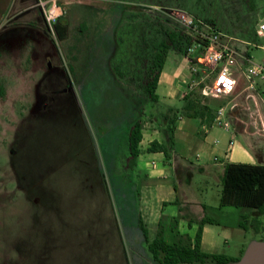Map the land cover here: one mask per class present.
Wrapping results in <instances>:
<instances>
[{
	"label": "rangeland",
	"instance_id": "obj_1",
	"mask_svg": "<svg viewBox=\"0 0 264 264\" xmlns=\"http://www.w3.org/2000/svg\"><path fill=\"white\" fill-rule=\"evenodd\" d=\"M40 1L14 0L0 39V264H158L143 231L151 240L157 218L140 198L153 186L137 160L128 166L129 129L155 121L165 137L166 120L225 100L203 95L214 75L201 70L183 106L156 104L144 90L154 56L173 32L169 51L186 58L194 41L178 21L184 12L248 42L262 61L264 0H56L64 12L52 27ZM192 180L210 217L241 222L232 256L264 241V213L237 208L225 219L214 207L217 180Z\"/></svg>",
	"mask_w": 264,
	"mask_h": 264
},
{
	"label": "crops",
	"instance_id": "obj_2",
	"mask_svg": "<svg viewBox=\"0 0 264 264\" xmlns=\"http://www.w3.org/2000/svg\"><path fill=\"white\" fill-rule=\"evenodd\" d=\"M13 1L0 0V39L6 31L5 22ZM258 35H262L259 30ZM232 39L230 38V44L242 52L248 61L253 62L248 42L238 38L231 41ZM255 47L264 52V44ZM248 61L236 66L235 91L217 97L225 100V104L215 105L203 117L177 114L164 123L165 137L158 133L155 121L151 122L149 128L146 122L140 121L142 140L136 167L145 176L146 183L153 186L149 201L142 193L140 198L153 205L149 212L155 213L157 218V234L168 243H185L188 239L193 242L200 227V246L203 252L235 258L228 252L231 248L229 238L232 231L241 226V222L238 220L232 225L227 220L210 217L208 210L213 206L207 204L206 198L200 199L203 193L201 183L195 184L193 189L192 178L196 173L201 182L217 180V201L214 207L217 206L225 219L232 213L236 215L237 211L233 210L237 208H249L220 203L222 176L227 164L264 165V86L259 79H255L254 89L246 88L247 78L242 69L249 64ZM189 76L185 57L177 53L172 55L169 51L159 74L155 90L158 100L155 103L174 111L183 106L189 88H192V85H185ZM219 107H224L221 119L230 121L228 129L213 124ZM169 121L170 124L167 123ZM153 141L164 145L167 154L149 152L147 148ZM169 172L171 179L166 175ZM181 187H184L182 193ZM249 209H252L253 215H262L253 208ZM207 219L213 222L209 223ZM261 226L264 227V224ZM253 243L255 242L251 244Z\"/></svg>",
	"mask_w": 264,
	"mask_h": 264
},
{
	"label": "trees",
	"instance_id": "obj_3",
	"mask_svg": "<svg viewBox=\"0 0 264 264\" xmlns=\"http://www.w3.org/2000/svg\"><path fill=\"white\" fill-rule=\"evenodd\" d=\"M252 7V3L250 4ZM58 37L64 38L65 29L63 26L56 25ZM170 43L161 42V51L154 56L152 67L150 68L144 86L149 99L157 101L158 96L155 93L159 74L166 59L168 51L175 43L176 36L173 32L168 33ZM189 109V106H186ZM212 110L205 106L199 112L188 113V116L203 117L206 112ZM171 122V121H170ZM142 140V123L136 121L131 125L128 133V166H134L140 154L139 144ZM172 141V136H171ZM149 152H163L167 154L164 145L155 141L151 142L147 148ZM221 204H233L237 207H249L264 213V165L250 164H227L222 176V190L220 197ZM141 221V220H140ZM212 223L213 220L207 219ZM144 226H141L143 229ZM255 230L259 229L258 224H254ZM144 236L147 241V248L154 261L158 264H205L211 260L214 264H228L238 259L223 254H209L201 250L200 246V227L193 242L190 239L187 242H166L160 234H156L149 240L147 230H144Z\"/></svg>",
	"mask_w": 264,
	"mask_h": 264
},
{
	"label": "built area",
	"instance_id": "obj_4",
	"mask_svg": "<svg viewBox=\"0 0 264 264\" xmlns=\"http://www.w3.org/2000/svg\"><path fill=\"white\" fill-rule=\"evenodd\" d=\"M44 20L49 26L57 23L63 15L62 6L56 0L40 1ZM178 21L188 28L193 38V44L188 47L186 60L189 72L198 75L201 70H206L208 74H213L212 88L204 87L202 90L205 96L220 97L229 95L235 91L236 66L243 61H248L245 55L230 44V38L223 35L211 24L197 19L191 15L181 12L177 15ZM264 31V24L260 25L259 32ZM242 71L247 78L246 88L253 90L256 84L255 79H259L264 86V59L260 62H250ZM224 107L216 110V117L213 124L228 129L230 121L221 119Z\"/></svg>",
	"mask_w": 264,
	"mask_h": 264
},
{
	"label": "water",
	"instance_id": "obj_5",
	"mask_svg": "<svg viewBox=\"0 0 264 264\" xmlns=\"http://www.w3.org/2000/svg\"><path fill=\"white\" fill-rule=\"evenodd\" d=\"M228 264H264V241L253 243L237 261Z\"/></svg>",
	"mask_w": 264,
	"mask_h": 264
}]
</instances>
